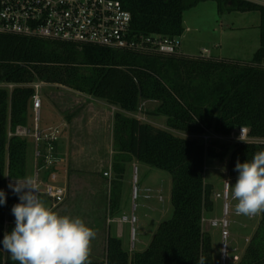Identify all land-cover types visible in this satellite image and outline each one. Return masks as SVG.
Segmentation results:
<instances>
[{
    "label": "trees",
    "instance_id": "1",
    "mask_svg": "<svg viewBox=\"0 0 264 264\" xmlns=\"http://www.w3.org/2000/svg\"><path fill=\"white\" fill-rule=\"evenodd\" d=\"M132 16L136 34L180 37L183 14L199 3L213 1L224 10L259 14V48L251 61L240 62L203 55H140L107 48L0 35V241L15 226L12 207L19 197L9 182L27 176V138L17 129L33 128L31 101L34 83L64 88L105 102L119 112L113 116V156L107 216L121 215L122 180L132 162L166 172L171 177L172 216L159 224L143 252L131 256L122 243L108 237L104 260L90 264H214L212 237L203 230L214 211L212 185L204 182L206 158H227V171L238 178L237 160H251L264 143L235 144L230 151L220 142L205 145L170 131L202 137L229 136L246 128L249 137L264 140V7L238 0H117ZM140 102H154L148 115L163 117L168 130L128 116ZM39 126L44 128L46 124ZM66 122L70 117L65 118ZM105 173V172H104ZM253 233L239 228L248 243L237 264H264V213ZM235 230L232 229V231ZM251 233V234H250ZM0 264L4 263L0 245Z\"/></svg>",
    "mask_w": 264,
    "mask_h": 264
},
{
    "label": "rangeland",
    "instance_id": "2",
    "mask_svg": "<svg viewBox=\"0 0 264 264\" xmlns=\"http://www.w3.org/2000/svg\"><path fill=\"white\" fill-rule=\"evenodd\" d=\"M259 20L257 12L224 10L220 14L215 2L199 3L183 14V27L189 29L184 31L181 39L183 55L207 56L203 54V51H207L210 53L207 57L249 62L259 48ZM41 100V123L46 125L66 123L58 152L64 158L59 172V184L66 187L67 194L64 202L53 210L61 215L81 218L96 232V237L91 243L90 263L104 260L107 238L115 235L117 227L122 228V248L129 256L143 252L159 224L172 216L170 175L132 162L127 166L125 178L123 177L121 216L109 220L107 205L110 182L114 179V175L108 170L114 154L113 116L119 110L103 101L54 86L42 87ZM156 106L154 102H140L137 112L131 116L155 128L168 130L163 117L148 115ZM67 116L70 117L69 122L65 121ZM170 132L178 137L203 142L202 137L199 136ZM27 140L31 166L32 158L34 161V145L31 138ZM249 140L257 143L264 141L251 137ZM217 142L226 145L230 151L233 149V143ZM106 171L109 173L108 177L103 175ZM204 179L217 188L218 192L222 191L223 182L228 181L235 185L237 180L228 175L227 158L222 162L206 158ZM40 181L44 185L46 180L41 178ZM43 185L39 186L40 198L52 209V202L45 195ZM146 190L150 191L149 199L144 198ZM217 203L221 211V201L218 200ZM131 215L135 217L133 232L132 226L122 220L123 216L129 218ZM220 215L221 212L214 218H219ZM231 221L226 264H235L231 263L232 255L240 257L243 253L245 236L239 232V228H249L253 233L258 219L248 221L244 218H232ZM234 228L235 230L232 231ZM203 230L209 232L212 237L214 264H222V241L219 231L211 228L207 219L203 223ZM3 258L4 263L16 262L4 249Z\"/></svg>",
    "mask_w": 264,
    "mask_h": 264
},
{
    "label": "built area",
    "instance_id": "3",
    "mask_svg": "<svg viewBox=\"0 0 264 264\" xmlns=\"http://www.w3.org/2000/svg\"><path fill=\"white\" fill-rule=\"evenodd\" d=\"M238 1L264 7V0ZM0 35L94 45L117 52L140 55L160 57L182 55L181 36L170 38L134 33L131 14L117 0H0ZM203 54L209 55L207 51H203ZM43 86L40 83L31 85L34 90L31 101L33 128L17 129L16 135L32 139L35 161L34 179L38 186L43 185L41 178L46 180L43 185L44 193L51 200L52 209H54L64 202L67 194L66 187L59 184V172L64 158L58 152V145L66 123L62 122L44 128L39 126ZM0 87L10 91L14 88L13 85H1ZM241 136L244 141L240 139ZM202 140L205 145L212 141H226L234 145L253 142L249 140V132L246 128H239L227 137L207 134L202 136ZM103 175L108 177L109 173ZM227 184L228 181L223 182L222 191L213 194L215 201H221V215L219 218L209 220L210 227L217 229L220 234L222 264H226L227 242L230 239L232 218L253 221L259 216L258 214L247 217L236 214V201L231 198ZM149 193L150 191L146 190L145 199L150 198ZM122 220L132 226L131 231L133 232L135 217L133 215L129 218L123 216ZM248 241V237L244 239L245 243ZM238 261L239 257L232 255L231 263L237 264Z\"/></svg>",
    "mask_w": 264,
    "mask_h": 264
},
{
    "label": "clouds",
    "instance_id": "4",
    "mask_svg": "<svg viewBox=\"0 0 264 264\" xmlns=\"http://www.w3.org/2000/svg\"><path fill=\"white\" fill-rule=\"evenodd\" d=\"M243 140L242 136L240 137ZM244 141V140H243ZM235 185L228 182L238 215L252 217L264 213V151L251 160H237ZM8 187L18 195L19 203L11 212L15 226L0 241L18 264H90L91 243L96 232L79 217L61 215L40 198L37 181L31 177L14 179ZM6 196L0 190V205Z\"/></svg>",
    "mask_w": 264,
    "mask_h": 264
},
{
    "label": "crops",
    "instance_id": "5",
    "mask_svg": "<svg viewBox=\"0 0 264 264\" xmlns=\"http://www.w3.org/2000/svg\"><path fill=\"white\" fill-rule=\"evenodd\" d=\"M184 28V27H183ZM189 31V29L188 28H184V31ZM182 37H183V35L181 36V39H182ZM184 53L182 52V55H183ZM208 54L210 55V53L208 52ZM132 114H129L128 116H131ZM132 117V116H131ZM50 125H55V124H50ZM50 125H47V126H45V127H48V126H50ZM59 146H60V144H59ZM31 168V169H30ZM34 171H35V164H34V161H33V158H32V160H31V166H30V163H29V156H27V176H31V177H34ZM108 171H110L111 172V170L109 169ZM108 171H106L105 173H108ZM228 172V171H227ZM204 173H205V167H204ZM204 173H203V179H204ZM104 174V173H103ZM125 178V177H124ZM11 182H14V181H11ZM123 182H124V179H123V181H122V185H123ZM204 182L205 183H207L206 181H205V179H204ZM207 184H210V185H212L211 183H207ZM213 186V185H212ZM213 188H214V193L215 192H218L217 191V188H215L214 186H213ZM213 201H214V211H213V213L210 215V217H208L207 218V220H210L211 219V217L212 218H214L215 217V215H217L219 212H221L220 211V206H219V204L217 203V201H215L214 199H213ZM216 212H217V214H216ZM121 216V215H120ZM112 237H115V238H117V239H119L120 241H121V239H122V228L121 229H119L118 227L115 229V235H113ZM122 243V242H121Z\"/></svg>",
    "mask_w": 264,
    "mask_h": 264
}]
</instances>
